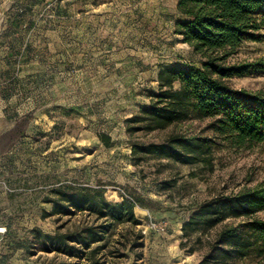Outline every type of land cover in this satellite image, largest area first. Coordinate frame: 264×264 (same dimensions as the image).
<instances>
[{
    "label": "rangeland",
    "instance_id": "374dc122",
    "mask_svg": "<svg viewBox=\"0 0 264 264\" xmlns=\"http://www.w3.org/2000/svg\"><path fill=\"white\" fill-rule=\"evenodd\" d=\"M21 1L0 0V24L1 17L7 19L2 11L23 9L26 25L33 28L19 35L0 32L2 41L32 45L29 55L0 63L1 73L18 69L20 79L6 82L0 76V115L7 114V121L0 120V264L68 260L38 251L30 234L33 228L54 233L59 224L62 231L73 229L75 218L57 224L54 217H43L52 207L47 201L55 199L52 191L68 187L101 189L114 202L141 199L146 216L135 211L143 220L135 231L144 237L138 263L198 264L221 226L185 238L183 223L217 196L264 184V144L234 148L218 139L213 170L156 158L132 163V142L161 141L173 130L212 136L204 131L208 121L195 119L154 134L125 131V119L147 106L157 90L161 66L200 65V56L174 34L177 0ZM261 33L262 41L244 43L229 63H264V28ZM229 83L264 93V68ZM99 134L109 135L114 145L106 147ZM172 180L175 186L163 187ZM148 216L167 221L168 229L146 230ZM118 231L132 239L129 226ZM122 235L113 241L124 243ZM112 245L123 256L107 258L106 264L134 263L138 250ZM230 264H264V255Z\"/></svg>",
    "mask_w": 264,
    "mask_h": 264
},
{
    "label": "trees",
    "instance_id": "16d2710c",
    "mask_svg": "<svg viewBox=\"0 0 264 264\" xmlns=\"http://www.w3.org/2000/svg\"><path fill=\"white\" fill-rule=\"evenodd\" d=\"M178 19L174 34L201 58L200 65L171 64L157 73V90L149 94V104L126 118L129 136L154 134L175 128L195 119L208 121L204 131L212 136L185 134L173 130L161 141L132 142L131 161L141 164L148 158L170 160L181 165L214 167V151L218 139L230 147L250 148L264 144V93L237 89L232 78L243 77L263 69L264 63H229L246 42H260L264 28V0H177ZM20 18V17H19ZM106 147H112L109 135L99 134ZM168 181L163 187L175 186ZM55 199L47 201L51 210L43 217L75 218L73 229L57 225L54 233L39 228L30 232L38 251L56 254L68 260L56 264H106L117 258L118 246H129L135 252L133 264H142L143 235L135 231L142 223L135 208L142 201L122 197L109 201L101 189L84 187L52 191ZM264 184L253 189L217 196L199 205L183 223V237L193 231H206L221 226L209 242L208 252L198 264H230L251 255H264ZM231 220V223L226 221ZM129 226L132 239L122 235L120 227ZM122 235L125 242L113 241ZM195 250L190 248L189 254Z\"/></svg>",
    "mask_w": 264,
    "mask_h": 264
},
{
    "label": "crops",
    "instance_id": "0c3cea01",
    "mask_svg": "<svg viewBox=\"0 0 264 264\" xmlns=\"http://www.w3.org/2000/svg\"><path fill=\"white\" fill-rule=\"evenodd\" d=\"M23 1L24 0H22L21 3H23ZM2 14H3V16L5 14H7V19L4 18V17H1V21L2 22L0 24V32L7 33V32L10 31V33L13 32L16 35H19V34H21L22 31H32L33 28L30 29V27H32V26H27L26 25L27 23H25V20H24L25 19V14H24V10L23 9L12 10L10 12L5 10V12L2 11ZM21 20L23 21V24L22 23L19 24L20 23L19 21H21ZM31 48H32V45H31L30 41H22V42L18 43L16 41H14V39H7L5 41H2L0 39V58H1L0 59V63L1 62H10V63H12V61H14V60H19L23 53H27L29 55ZM18 72H19L18 69L15 72L11 71L9 74H4V73L0 72V76L6 82H11V81L14 82V81L18 80L19 83H20V79L18 77ZM13 73L15 74V76H17V79H14L15 76L13 75ZM30 78H34V77L33 76L28 77V79H30ZM21 82H22V80H21ZM21 86L25 90V85L22 84ZM0 116H1L0 117L1 121H3V122L7 121V114L1 113ZM121 200H122V198L120 200L117 199L115 201L117 202V201H121ZM135 211H137L136 214H145V213H142V212H144V210L141 209L138 206L135 208ZM145 216H146V214H145ZM138 220L141 221V222L143 221L142 219H138Z\"/></svg>",
    "mask_w": 264,
    "mask_h": 264
},
{
    "label": "built area",
    "instance_id": "2783aa9c",
    "mask_svg": "<svg viewBox=\"0 0 264 264\" xmlns=\"http://www.w3.org/2000/svg\"><path fill=\"white\" fill-rule=\"evenodd\" d=\"M144 224H145V229L152 232L164 233L168 229L167 221L157 220L150 216L147 217V220ZM0 232H1V228H0Z\"/></svg>",
    "mask_w": 264,
    "mask_h": 264
}]
</instances>
